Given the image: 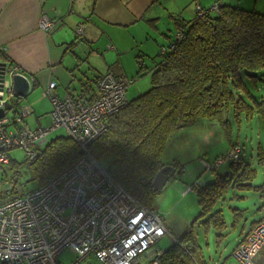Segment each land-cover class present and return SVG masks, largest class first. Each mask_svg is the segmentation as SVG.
Masks as SVG:
<instances>
[{"label":"trees","instance_id":"trees-1","mask_svg":"<svg viewBox=\"0 0 264 264\" xmlns=\"http://www.w3.org/2000/svg\"><path fill=\"white\" fill-rule=\"evenodd\" d=\"M218 10L183 23L178 37L166 46L169 50L158 53L157 65L150 72L151 87L113 114L107 130L90 145L89 150L110 176L147 208L156 192L151 180L163 165V146L173 132L199 118L226 125L225 112L229 111L237 120L241 114L249 117L254 113L264 119V106L245 82L253 87L264 82V12L231 4H221ZM82 89L96 94L93 86ZM78 149L68 135L52 138L28 163L29 180L36 187L44 185L77 161ZM260 149L257 155L263 159ZM229 168L223 175L214 171L212 182L193 188L200 207L194 223L212 228L217 240L227 227L217 208L219 200L231 188L258 189L251 184L256 170L242 157L232 160ZM17 173L15 170L16 177ZM232 212L233 227L241 212L233 208ZM161 256V264H206L192 228ZM255 263L264 264V245Z\"/></svg>","mask_w":264,"mask_h":264},{"label":"built area","instance_id":"built-area-1","mask_svg":"<svg viewBox=\"0 0 264 264\" xmlns=\"http://www.w3.org/2000/svg\"><path fill=\"white\" fill-rule=\"evenodd\" d=\"M74 2L75 0H70ZM220 0L209 7L196 3V16L219 12ZM38 27L51 33L56 22L46 15L38 17ZM88 17L74 27L77 37L83 35ZM178 32L175 35L178 37ZM160 53L169 49L160 46ZM0 65V165L9 163L7 152L22 149L28 162L49 141L48 135L59 128L78 145L80 157L42 186L21 193L18 183H0V264H62L59 255L69 250L74 254L70 264H80L88 255L101 264H161L163 251L154 243L167 233L160 215L139 203L119 185L102 163L89 150L91 143L108 128V119L126 106L131 82L125 75L108 70L96 80V94L81 90L58 96L50 81L42 90L50 111L45 126L31 127L27 117L30 105L18 106L8 116L9 99L13 98L11 78L21 74L13 63ZM241 147L232 145L227 152L232 160L239 158ZM223 158L211 164L201 160L211 172ZM197 187L188 185V189ZM264 245V214L245 237L239 240L234 254L239 264H254Z\"/></svg>","mask_w":264,"mask_h":264},{"label":"crops","instance_id":"crops-1","mask_svg":"<svg viewBox=\"0 0 264 264\" xmlns=\"http://www.w3.org/2000/svg\"><path fill=\"white\" fill-rule=\"evenodd\" d=\"M216 1L0 0V62L16 64L29 81V90L25 96L9 99L6 110L8 116H12L18 106L30 105L32 113L27 117V123L30 125L28 118L35 113L34 102L37 100L35 98L31 102H25L23 99L35 89L40 92L38 99H47L41 95L50 81L56 83L53 90L62 97L66 94H76L87 86H93L95 89V81L99 75L108 70L126 77L134 72L147 71L150 74L157 65L160 46L166 47L176 38L175 35L183 23L193 20L196 15V3L205 8ZM220 2L223 5L231 4L264 12V0ZM42 14L56 22V27L51 33L39 30L38 17ZM83 17H88V21L83 26V35L77 37L74 27ZM35 119L34 125L39 124L38 116H35ZM260 150L264 155L262 147ZM162 162L164 164V161ZM258 164L264 166V158L260 159L258 156ZM200 166L202 167L201 163ZM214 171L209 172L211 177ZM257 176L258 172L251 182L253 186H258L253 192L264 197V181L256 184L254 181ZM233 197L243 198L244 195L237 193ZM229 207L241 212L233 226L238 233L235 244L228 251V243H225L226 231L218 240L214 231L217 257H207L205 248L197 242L206 264H239L234 250L239 240L251 231L264 214L262 202L258 208V217L245 225L239 222L243 217L242 209L232 205ZM206 249L209 250L208 247ZM257 257L258 255L254 264ZM80 264L101 263L88 255L81 259ZM142 264H149V261L143 258Z\"/></svg>","mask_w":264,"mask_h":264},{"label":"rangeland","instance_id":"rangeland-1","mask_svg":"<svg viewBox=\"0 0 264 264\" xmlns=\"http://www.w3.org/2000/svg\"><path fill=\"white\" fill-rule=\"evenodd\" d=\"M127 77L131 80L126 92V96L130 100L151 87V77L147 71L134 72ZM245 82L250 92L255 96V100L264 106V82L258 81L256 87L247 81ZM39 93L35 89L23 99L25 102H31L35 98L37 100L34 102L35 113L28 118L31 126H45L49 119L47 114L50 111V103H48V98L38 99ZM248 103L252 104L250 100ZM35 116H38L39 124L34 125ZM224 119L228 120L226 125L218 120L199 118L184 129L173 132L163 146L160 159L164 161V164L172 166L174 173L165 182L163 188H154L156 192L152 195L150 202V208L158 212L168 229L167 233L154 243L161 251H165L187 230L192 228L197 242L205 248V255L217 257V255L215 256L214 230L212 228L207 230L198 222L194 223V218L200 212V207L198 206L196 191L194 189L187 190L188 185L196 184L198 187L201 183L212 182L213 177L209 175V171L200 166L202 159L211 164L216 159L223 158L222 163L215 168L216 173L223 175L230 171L229 165L232 161L230 157L226 156L227 152L232 145L238 144L241 147L239 157H242L244 163L249 164L258 172L254 182L261 184L264 181V166L258 164V156L256 155L259 145L264 151V119L259 114L254 113L249 117L241 114L237 120L232 111L225 112ZM65 135L67 134L64 128H59L52 131L47 139L51 140L57 136L64 137ZM23 152L19 148L7 152L11 163L0 165V183L11 180L18 183L23 192H27L36 187V182L29 180V162ZM15 170L18 171L17 177ZM1 186L2 184H0ZM237 193L244 195V197H233ZM227 196L226 199L219 200L217 208H221L223 217L227 222L225 243L226 245L228 243L227 250L229 251L235 244V238L238 235L232 227L234 217L229 205L242 209L243 217L239 222L248 225L251 219L258 217V208L260 203L264 202V197L257 195L253 190L244 191L236 188H231L227 192ZM207 247L209 250L206 249ZM73 258L74 254L65 250L57 260L62 264H70V259Z\"/></svg>","mask_w":264,"mask_h":264},{"label":"water","instance_id":"water-1","mask_svg":"<svg viewBox=\"0 0 264 264\" xmlns=\"http://www.w3.org/2000/svg\"><path fill=\"white\" fill-rule=\"evenodd\" d=\"M0 65L3 67L5 66V63L0 62ZM3 79H4V74L3 72H1L0 80L3 81ZM10 80H11V86H12L11 92L13 93V96L17 98L25 96L26 93L28 92L27 90H29V81L28 79H26V76L24 77V75L15 74L12 76ZM1 87L2 86L0 85V92H1ZM0 97H1V93H0ZM2 114H3V109L0 108V116H2ZM166 170H168L169 172L166 173ZM173 170L174 169L172 166L163 164L162 167L157 170L158 172L153 176L151 180V184L153 188L155 189L163 188L165 182L170 178V176L173 175L174 173Z\"/></svg>","mask_w":264,"mask_h":264},{"label":"flooded vegetation","instance_id":"flooded-vegetation-1","mask_svg":"<svg viewBox=\"0 0 264 264\" xmlns=\"http://www.w3.org/2000/svg\"><path fill=\"white\" fill-rule=\"evenodd\" d=\"M169 171L168 170H166V173H168Z\"/></svg>","mask_w":264,"mask_h":264}]
</instances>
